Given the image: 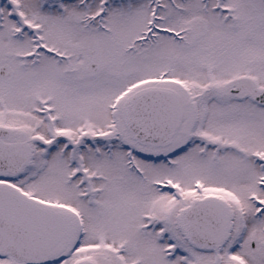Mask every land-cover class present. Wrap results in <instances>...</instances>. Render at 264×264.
<instances>
[{
    "label": "snow or ice",
    "instance_id": "1",
    "mask_svg": "<svg viewBox=\"0 0 264 264\" xmlns=\"http://www.w3.org/2000/svg\"><path fill=\"white\" fill-rule=\"evenodd\" d=\"M0 264H264V0H0Z\"/></svg>",
    "mask_w": 264,
    "mask_h": 264
}]
</instances>
